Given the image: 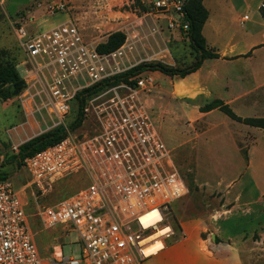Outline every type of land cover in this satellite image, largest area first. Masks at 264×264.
I'll list each match as a JSON object with an SVG mask.
<instances>
[{
    "label": "rangeland",
    "instance_id": "374dc122",
    "mask_svg": "<svg viewBox=\"0 0 264 264\" xmlns=\"http://www.w3.org/2000/svg\"><path fill=\"white\" fill-rule=\"evenodd\" d=\"M208 2V9L213 11L212 1ZM59 4L63 10L57 9ZM250 4L247 11L233 6L232 13L236 17L244 15L235 24L238 30H248V24H252L254 45L240 56L242 59L219 62L212 70L217 74L213 78L224 75L221 96L230 101L236 115L264 118V21L260 13L264 0H251ZM64 22H71L96 50L114 33L124 35L123 44L116 49L122 52L121 72L113 77L144 63L184 69L196 59L187 33L166 29L165 22L148 14L138 0H0V69L15 66L26 84L25 90L13 99L3 100L0 96V150L4 158L0 174L11 180L14 191L26 203L27 224L43 264H53L59 256L58 247L64 258L81 260L83 247L77 232L61 226L44 229L37 211L74 195L84 180L80 174L66 177L47 188L44 195L35 192L34 200L29 189L21 192L29 177L19 160V167H14L13 157L31 138L68 128L76 120L79 108L75 97L71 112L58 122L44 88L47 71L27 60L14 29L23 25L34 32ZM234 59L237 58L227 60ZM255 74H260V78ZM133 80L135 101L143 106L175 170L190 188L173 206L169 221L174 234L165 245L190 235L206 253L204 244L213 245L214 241L221 245L212 255L227 259V264H264V131L235 123L219 111L197 119L200 114L196 107L206 103L204 87L212 83H205L199 74L182 80L146 71ZM139 81L141 85L137 84ZM120 86L126 87L109 85L83 96L84 116L81 125L73 130L75 134L82 136L93 131L96 112L111 95L105 93ZM214 95L207 96L212 101ZM247 98L254 102L246 103ZM187 245L189 261L169 257L167 249L140 264H213L193 244Z\"/></svg>",
    "mask_w": 264,
    "mask_h": 264
},
{
    "label": "built area",
    "instance_id": "2783aa9c",
    "mask_svg": "<svg viewBox=\"0 0 264 264\" xmlns=\"http://www.w3.org/2000/svg\"><path fill=\"white\" fill-rule=\"evenodd\" d=\"M138 2L148 14L165 22L166 29L188 31L186 0ZM57 9L63 10V5ZM14 34L27 60L47 71L44 88L58 122L71 112L79 91L121 72L122 52L99 53L71 22L34 32L21 25ZM117 88L105 93L111 95L96 112L90 134L69 131L56 144L21 161L29 177L21 192L29 189L34 200L35 192L44 195L61 179L80 174L84 180L74 195L37 211L44 229H73L83 247L81 260L64 258L58 247L53 264H140L148 259L143 256L145 248L156 242L165 246L174 234L169 221L173 206L188 188L143 106L135 101L134 91L128 86ZM3 160L0 150V172ZM25 205L11 180L2 176L0 264H43L27 224ZM143 219L149 223L147 229L142 227ZM160 228L166 234L150 240Z\"/></svg>",
    "mask_w": 264,
    "mask_h": 264
},
{
    "label": "trees",
    "instance_id": "16d2710c",
    "mask_svg": "<svg viewBox=\"0 0 264 264\" xmlns=\"http://www.w3.org/2000/svg\"><path fill=\"white\" fill-rule=\"evenodd\" d=\"M203 1L204 0H186L184 9L185 18L189 22V29L186 32L187 38L196 58L193 65L184 69H175L167 68L159 63L140 64L124 72L123 74H120L119 76L105 80L89 89H86L84 92L77 94L76 99L78 101L79 113L76 120L68 128H57L37 137H33L20 146L18 154L13 157L14 167H19L18 160L21 162L26 157H29L36 152L56 144L66 136L67 132L73 131L81 125L84 116V95L96 93L100 88L114 84H124L128 87H133L135 85V81L133 79L146 71L160 72L169 77L176 76L182 79L187 75L196 72L201 67L204 60L218 58V54L213 49L207 47L206 41L202 35V27L208 18V12L203 5ZM260 11L261 17L264 21V7ZM123 42L124 35L121 33H114L109 37L105 44L100 45L97 48V51L102 54L110 53L118 49L123 44ZM25 88V81L20 77L15 66L7 65L0 69V96L3 100L13 99L19 96L25 90ZM212 110L220 111L232 121L264 131V118H242L236 115L230 106L224 103L222 100H212L204 104L199 109L201 113H208ZM2 176L4 175L0 174V178H2ZM187 188L188 191H190L189 186H187Z\"/></svg>",
    "mask_w": 264,
    "mask_h": 264
},
{
    "label": "crops",
    "instance_id": "0c3cea01",
    "mask_svg": "<svg viewBox=\"0 0 264 264\" xmlns=\"http://www.w3.org/2000/svg\"><path fill=\"white\" fill-rule=\"evenodd\" d=\"M211 1H212L211 6L214 7L213 11H210L208 9V6H207V4L209 3L208 0L203 1V5L205 9L208 11V19L206 23L204 24V26L202 27V35L206 41V44L210 47V49H213L218 54L219 57L216 59L204 60L201 67L196 72L187 75L185 78H182V80H185L193 75L199 74L201 77L206 79L205 83L212 82L207 87H204V92H203L204 94L202 93L203 97H205L206 99L204 101L206 103L210 102L211 99L207 95L208 94L214 95V92H215V95L212 98V100L219 99L230 106V101H228L227 99L221 96L222 94H221L220 86H222L221 83L225 81V77L224 75L218 74L216 78H213V76L217 74L212 70V68L213 66H216L219 62H227V61L233 62V61H238L242 59L240 56L242 55L244 56L246 52H248L249 49L254 45V40H253L251 31H250L252 28V24H248V27H247L248 30H241V29L238 30L235 24L244 15L242 16L238 15L236 17V15H233L232 13L233 6L242 8L245 11L249 10L251 8V4H250L251 0H211ZM257 14L259 15L258 11H257ZM247 21L248 23H252L250 22L248 17H247ZM232 58H237V59L227 60V59H232ZM255 75H256L255 77L260 78V74H255ZM207 89H210L212 93L206 91ZM198 93H196V95ZM253 102H254L253 98L246 99V103L248 104L249 103L252 104ZM202 106L203 105H198L196 107V112L200 114V116L197 119H200L202 117L201 115H208V114L214 113L215 111H218V110H212L208 113H201L199 109ZM236 152L239 153L238 151ZM250 154H251V151H250ZM248 157H249V160H251L250 159L251 155ZM248 167L249 165L246 166V168ZM199 240L203 243L202 238H200ZM189 243L193 244V246L196 247L197 251L201 255H203L206 259L211 260L213 264H227V259L218 258L212 255L213 252L214 253L218 252V249L221 248V245H217L216 242L214 241H213V245L204 244V247H206L208 250V253H209L208 254L202 250L203 245H201L196 240V238H193L190 235H188L187 238H183L180 241L172 245H169V246L165 245L164 250H167V249L168 251L170 250L169 257L175 256V257H178L180 260L189 261L191 260L190 249L187 245Z\"/></svg>",
    "mask_w": 264,
    "mask_h": 264
},
{
    "label": "bare ground",
    "instance_id": "6f19581e",
    "mask_svg": "<svg viewBox=\"0 0 264 264\" xmlns=\"http://www.w3.org/2000/svg\"><path fill=\"white\" fill-rule=\"evenodd\" d=\"M142 222H143L142 227L144 229H147L149 227V223H146L144 219L142 220ZM166 232H167L166 229L160 228L154 232V235L151 237L150 240H158L162 238L166 234ZM164 248L165 246L161 242H156L143 250V256L146 258H149L151 256H156L158 252L164 250Z\"/></svg>",
    "mask_w": 264,
    "mask_h": 264
}]
</instances>
